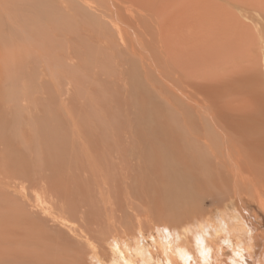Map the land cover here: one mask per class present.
Here are the masks:
<instances>
[{
	"label": "rangeland",
	"instance_id": "374dc122",
	"mask_svg": "<svg viewBox=\"0 0 264 264\" xmlns=\"http://www.w3.org/2000/svg\"><path fill=\"white\" fill-rule=\"evenodd\" d=\"M263 20L264 0H0V264L92 246L112 262L110 235L144 248L157 229L233 209L216 158L231 151L264 177V149L244 141L264 139L251 135ZM243 116L240 142L223 124Z\"/></svg>",
	"mask_w": 264,
	"mask_h": 264
},
{
	"label": "bare ground",
	"instance_id": "6f19581e",
	"mask_svg": "<svg viewBox=\"0 0 264 264\" xmlns=\"http://www.w3.org/2000/svg\"><path fill=\"white\" fill-rule=\"evenodd\" d=\"M250 6H252V5H250ZM114 7H115V5H114ZM128 10H130V9H128ZM251 19H252V17H251ZM122 37H124V35ZM230 42H232V41H230ZM242 47H244V46H242ZM200 110H201V107L198 106L197 111H200ZM213 117H215L213 119V123L215 122L216 119L219 122L223 121V118H220L217 115L213 114ZM251 119H252V117H248V116L236 117V118L230 117V118H227L224 120L226 122V125H225V123L223 125L225 128L228 127L231 131H233L234 134L239 136L240 137L239 141L243 142L241 136L246 138L247 134H251L250 131L253 128L252 125H249L252 122ZM184 123H185V121H184ZM259 125L260 126H256V130L251 135L257 134V133H262V131L264 130V121L262 119H261ZM32 130H33V128H32ZM247 132H249V133H247ZM244 141H247V145L250 147H256V149H257V146L261 145L262 150L264 149V145H262V142H264V139H262L261 141H257V140H254L252 138L250 139L249 137H247ZM226 142H227L226 145L229 146L228 149L231 150L232 146H234V145L232 144L230 139H227ZM60 148H58V149L56 148V149L59 150ZM254 152H255V150L252 153L254 154ZM260 153L261 152H259V154ZM62 154H60V155L62 156ZM263 154L264 153L262 152V155ZM255 157H257V156H255ZM258 158H260V157L258 156ZM216 159H217V163H216L217 168L216 169H219L218 174L221 177V180L226 179L227 181L226 180L225 181L229 182L228 185L224 184L225 182L223 183L224 188H228L233 193H235V195H233L234 196L233 199L232 200L230 199V202L227 204V206H234L233 209L225 210L226 209L225 208L224 209L225 211H224V210H221V209H218L217 207H215L213 209V211H211V213H209V214L198 213L197 215H194L193 217H191V219L187 223H185V225L182 226L180 230L173 229L172 231H169L163 227L160 229H157L156 233H152L148 236L151 239L152 243L154 242L156 245H153V246L149 245V246H145L144 248L139 247L137 245H133L132 242L134 239H136V237L134 238V236L129 237V236L110 235L111 237H108L110 239L109 244H110V246H112L110 248H113L112 251H114V253L117 252V254H119V257L116 258V256H115V259L112 262H110V261L107 262L106 260L108 259V256L104 257V255H103L104 252L101 254L102 250L97 247L99 249L98 250L93 246L91 248H89V247L86 248V252H85V250H84V252H82L83 251L82 250L80 252L81 255L76 251L74 252V254H71L72 250H71V252L68 250L67 254L63 252L64 255H66L65 257H62L58 260H53L54 258L59 256V252L61 253L63 251L62 248H61L62 251H60L61 249L59 248V252H58V250L56 252H54L53 256H55V257H52L53 262L54 263L56 262L58 264H84L85 259H87L89 264H154V261L150 258V253L152 254V253H155V251H156V252L161 253V256L163 258V261H161V262L156 260V264H264V230H262L263 228L261 229V226L264 227V177L263 178L261 176L258 177V175L254 174V172L257 173L256 170H258L259 167H254V166L249 167V166L243 165L240 161V158L235 153H232L231 151H227L226 154H223L222 157H219V158L217 157ZM253 159H255V158L253 157ZM262 159L263 160H261V158H260V161H263L260 163V165H262V163H264V158H262ZM244 162H246V160ZM258 162H259V160H258ZM254 163L255 164H252V165L257 166L256 162H254ZM22 165H24V164H22ZM19 168H20V166H19ZM262 169L264 170L263 167H262ZM261 172H263V171H261ZM20 176H21V174H20ZM232 183H233V185H232ZM225 197H226V195H225ZM46 199H47V197H46ZM15 205H16V203H15ZM224 205H226V204H224ZM27 206H29V205H27ZM74 217H76V216H74ZM5 220H7V219H5ZM46 221H47V218H46ZM58 223H60V222H58ZM80 223H83V222H80ZM2 225H4V224H2ZM20 225H22V224H20ZM62 226H63V224H62ZM30 227H28V229ZM39 227L41 228L43 226L41 225ZM84 227L85 226H83V230H84ZM85 229H86V227H85ZM8 230H10V228ZM25 230H27V229L25 228ZM76 230L79 232V234H77V236L79 238H83V239L85 238L84 240H88L86 238H88L89 235L86 232L84 233V231L80 230V229H76ZM27 232H28V230L26 231V233ZM28 233H30V232H28ZM59 233H60V230H59ZM28 235H26V236H28ZM55 235H57V234H55ZM73 235H75V234H73ZM29 236H32V235H29ZM53 236H54V234H53ZM106 237H107V235H106ZM59 239L61 241V239H63V238H59ZM77 240H79V239L77 238ZM48 241H47V244H49V246H50L51 241H50V243H48ZM63 241H64V239H63ZM83 241L81 243H83ZM41 242H40V244H41ZM107 242H108V240H107ZM45 243H46V241L44 242V244ZM54 243H56V242H54ZM81 243H79V244H81ZM44 244L42 243L43 247L41 246L40 248L41 249L43 248V249L42 250L39 249L40 253L38 254L40 256V258H42L41 256H44L43 262L47 260L48 256H47V250L46 249L49 248V247L47 248L46 244L45 245ZM45 246H46V248L44 249ZM62 246H64V245L62 244ZM69 246L71 247L72 245H69ZM73 246H76V245L73 244ZM85 247H87V246H85ZM64 248H65V246H64ZM5 249L9 250V248H7V247H5ZM227 249L230 250V257H226L227 255L225 254V252L227 251ZM108 250H109V247H108ZM115 250H116V252H115ZM48 252H49V250H48ZM180 252H181V254H180ZM198 252L201 253V257L198 256ZM50 253L48 255H50ZM86 253H88L87 258H85ZM52 254L53 253H51V255ZM113 254H111V255H113ZM178 254H180V257H178ZM35 256L36 255H34L33 259H36ZM25 257L26 256L24 254V259H25ZM67 257H68V259H67ZM40 258L38 259L39 261H40ZM24 259L20 263L12 262V264H26V262H24ZM48 259H49V261H51L50 260L51 256H50V258L48 257ZM31 260H32V258H31ZM67 261H68V263H66ZM6 263L10 264V261L7 260ZM47 263H49V262H47ZM32 264H36V263H32ZM39 264H40V262H39ZM49 264H51V262Z\"/></svg>",
	"mask_w": 264,
	"mask_h": 264
}]
</instances>
